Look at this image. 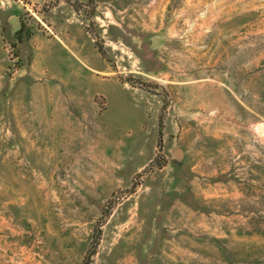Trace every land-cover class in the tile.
I'll list each match as a JSON object with an SVG mask.
<instances>
[{"label":"rangeland","instance_id":"obj_1","mask_svg":"<svg viewBox=\"0 0 264 264\" xmlns=\"http://www.w3.org/2000/svg\"><path fill=\"white\" fill-rule=\"evenodd\" d=\"M0 264H264V0H0Z\"/></svg>","mask_w":264,"mask_h":264},{"label":"water","instance_id":"obj_2","mask_svg":"<svg viewBox=\"0 0 264 264\" xmlns=\"http://www.w3.org/2000/svg\"><path fill=\"white\" fill-rule=\"evenodd\" d=\"M9 23H10L11 26H13L14 31H16L17 28H18V26H19V25H17V21H16V19H15V18H11V19L9 20ZM179 154H180L179 151H175V152H174V156H175V157H178Z\"/></svg>","mask_w":264,"mask_h":264}]
</instances>
